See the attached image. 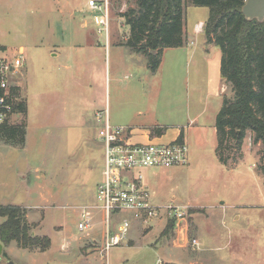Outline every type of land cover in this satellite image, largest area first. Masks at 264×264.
Returning a JSON list of instances; mask_svg holds the SVG:
<instances>
[{
	"label": "rangeland",
	"instance_id": "rangeland-1",
	"mask_svg": "<svg viewBox=\"0 0 264 264\" xmlns=\"http://www.w3.org/2000/svg\"><path fill=\"white\" fill-rule=\"evenodd\" d=\"M110 2L108 40L98 32L88 0H0V55H15L23 48L27 57L21 78L26 112L16 114L9 123L28 129L23 147L0 143V206L20 204L27 211L33 234L51 240L45 252L11 243L0 264H264V177L258 168L264 146L249 131L242 144L231 140L225 148L228 166L217 157V114L223 100L234 94L223 79L227 85L224 96L207 95L219 86L223 58L220 47L206 35L208 7L187 4L186 43L196 24L201 34L189 54L182 49L172 62L167 53L156 103L164 120L175 99L184 97L185 111L175 121L188 126L187 104L195 115L203 99L204 143L198 144V134L192 129L187 166L141 170L155 204L175 202L189 208L187 240L182 241L174 228L163 235L166 221L143 224L132 215H113L111 229L129 220L130 233L125 243L102 260L99 251L107 230L104 211L92 210V228L79 230L82 207L98 205L97 189L103 181L105 149L97 115L108 111L116 125L119 109L129 115L136 107L149 105L146 94L139 95L149 87L148 58L123 45L130 30L122 16L137 7L136 0ZM171 71L177 73L173 83L168 75ZM118 87L127 90L124 100L118 97ZM7 150L18 154L19 168L4 165L13 161L3 158ZM21 180L42 187L24 190ZM38 193L46 194L48 200ZM224 203L229 206L226 210ZM4 221L0 218V224Z\"/></svg>",
	"mask_w": 264,
	"mask_h": 264
},
{
	"label": "trees",
	"instance_id": "trees-1",
	"mask_svg": "<svg viewBox=\"0 0 264 264\" xmlns=\"http://www.w3.org/2000/svg\"><path fill=\"white\" fill-rule=\"evenodd\" d=\"M247 0H136L137 7L123 14L130 36L123 45L148 58L149 69L156 72L165 49L186 44L185 9L187 4L208 7L210 17L206 35L220 47L223 58L221 74L233 90V98L224 99L217 115V157L228 166L225 148L231 140L242 144L247 132L264 146V22L248 20L243 14ZM210 41V42H211ZM2 49V48H0ZM26 112L23 101L15 113ZM155 133V130L152 131ZM27 141L26 125L9 122L0 125V143L23 147ZM259 171L264 177V155ZM0 242L4 247L17 243L28 250L47 251L48 237L34 235L27 211L18 205L0 206ZM175 227L170 221L163 235Z\"/></svg>",
	"mask_w": 264,
	"mask_h": 264
},
{
	"label": "built area",
	"instance_id": "built-area-1",
	"mask_svg": "<svg viewBox=\"0 0 264 264\" xmlns=\"http://www.w3.org/2000/svg\"><path fill=\"white\" fill-rule=\"evenodd\" d=\"M93 15L94 23L100 34L105 33L108 40L111 27L110 0H88L87 4ZM198 27L202 28V25ZM27 64L25 50L21 48L15 55H0V125L9 122L22 101V74ZM102 123L99 139L104 145L105 162L103 181L97 189L96 207L106 215V238L100 252L101 259L107 260L109 252L125 243L129 237L131 224L128 221L111 229L113 215L125 214L143 224L163 220L168 224L173 221L174 229L180 235L188 233L189 208L172 202L168 205L155 204L149 187L144 183L141 173L145 168H173L189 164V146L183 139L165 143H136L131 139V129L113 125L109 112L97 115ZM92 219L84 210L80 231L92 228ZM194 246L198 241H192ZM106 254V256L104 255ZM160 264V263H158Z\"/></svg>",
	"mask_w": 264,
	"mask_h": 264
},
{
	"label": "crops",
	"instance_id": "crops-1",
	"mask_svg": "<svg viewBox=\"0 0 264 264\" xmlns=\"http://www.w3.org/2000/svg\"><path fill=\"white\" fill-rule=\"evenodd\" d=\"M81 27H82V29L87 28L86 26H81ZM199 34H201V32H200V30H197V24H196L192 34H190V32H189V34H188L189 40L187 41V43L183 47L170 48V49L164 50L163 57H162V63L160 65L159 69L156 72H152L150 70V72H149L150 76H149V74L146 76L147 79L150 78V81L148 82L149 87L146 90L142 89V91H140V94H139V95H145L146 94L145 99L149 100V105L147 107H145V108L136 107L135 109H133L130 112V114H129L130 117L128 114L124 113V111L120 113V109L118 110L119 117L117 119H115L114 123L116 125H119V126L129 127L131 129V139L133 142H136V143L156 142V143L168 144V143L174 142V141L181 138V139L185 140L187 142V144L189 145L191 130L196 129V133L198 134V138H197L198 144L202 145L204 143V137H203V131L204 130H203V126H201V124H200V119L202 118V116L205 114V111H206V107L203 104V99L199 100V102L197 104V114H195V115L191 114V110H192L190 108L191 106L189 104H187L186 115L188 118H190L188 126H183L180 123L178 124L177 123L178 121L177 122L175 121V118L176 119L181 118L183 116L184 111H185L184 97L179 99V101H178V99H175V101H174L175 105L173 106V108L169 109L165 113V117H168V118H166L164 120L161 119L160 110L156 106V103H158L160 95H161V91H162L161 86L163 85V81H164V77H165V72L164 73L162 72V67H163L164 63L167 61V53L169 52L168 55L171 58L172 62H174L173 59H176V56H178L179 51H182V49H187L188 50L187 53L189 54V49L192 48L193 46L197 45L196 39H197V35H199ZM194 53H195V47L191 53V56H193ZM216 64H217L216 67L218 68L219 62H217ZM217 73H218V71H217ZM168 75H169V78L172 79V83L174 81H177V73H175L174 71H171L170 73H168ZM225 87H227V85L225 82H223V77L221 74V63H220L219 86L217 87V89L215 91H212L211 93L209 92L207 95L210 98H211V96H215L216 98H222L225 94ZM138 90H140V89L137 88L136 94L139 92ZM174 90L175 91L178 90V86H176L174 88ZM125 91H127V90L121 89L119 87L117 88L118 97L120 100L121 99L124 100L123 96L126 93ZM129 91H130V89H129ZM129 91H128V94H129ZM167 94L171 95V93H167ZM171 97L172 96H170L169 98H171ZM128 100H132L130 98V95L128 97ZM203 106H204V110L202 108ZM218 113H219V111H218ZM173 121L175 122L174 123L175 125H170L169 122H173ZM195 125H197V126L194 127ZM154 130H155V133H152V131H154ZM214 134H216V136H217L216 127H215ZM27 141H28V129H27ZM3 158H5V159L9 158L11 160L13 159L12 162H9V163L5 162L4 163V165L6 167H8V166H10L11 168H13V167L19 168L20 167L18 165V162L20 161V157L18 156V154H16V152L14 150L6 152L4 154ZM26 159H28V158H26ZM27 166H28V163H26V167ZM19 185L23 186L24 190L33 189L35 191H38L39 188L42 187L38 182H37V184H34V183L29 184V181H26V182L22 181V183H19ZM7 187H9V186H7ZM38 195H39V198L48 200V197L46 196V194H42V193L39 194L38 193ZM190 205L191 206H198V205H195L192 203ZM224 205H225V203H224ZM18 206H20V204H18ZM224 207H225V210H226V208L227 209L229 208V206H227V205H225ZM82 209L85 210L86 212H88V215L90 216L91 219H93L92 210H100L96 207V204L94 206L93 205L83 206ZM186 234L188 235V233H186V232H183V234H181L182 236H180V238L182 241L187 240L188 236ZM91 239L98 240L100 238H91ZM103 240L105 241V238H103ZM4 250H5V247H4ZM99 253H100V251H99ZM213 264H217V263H213Z\"/></svg>",
	"mask_w": 264,
	"mask_h": 264
},
{
	"label": "water",
	"instance_id": "water-1",
	"mask_svg": "<svg viewBox=\"0 0 264 264\" xmlns=\"http://www.w3.org/2000/svg\"><path fill=\"white\" fill-rule=\"evenodd\" d=\"M243 14L250 21L258 20L259 22H264V0H247L243 7ZM3 253L4 245L0 242V257Z\"/></svg>",
	"mask_w": 264,
	"mask_h": 264
}]
</instances>
